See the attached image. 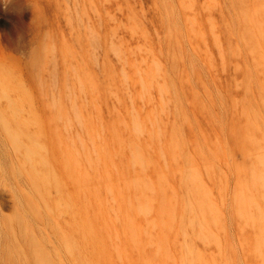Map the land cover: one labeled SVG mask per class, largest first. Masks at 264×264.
I'll return each mask as SVG.
<instances>
[{
	"label": "rangeland",
	"instance_id": "1",
	"mask_svg": "<svg viewBox=\"0 0 264 264\" xmlns=\"http://www.w3.org/2000/svg\"><path fill=\"white\" fill-rule=\"evenodd\" d=\"M39 259L264 264V0H0V264Z\"/></svg>",
	"mask_w": 264,
	"mask_h": 264
},
{
	"label": "bare ground",
	"instance_id": "2",
	"mask_svg": "<svg viewBox=\"0 0 264 264\" xmlns=\"http://www.w3.org/2000/svg\"><path fill=\"white\" fill-rule=\"evenodd\" d=\"M2 126L4 127V124H3ZM11 139L14 140L13 137H11ZM13 144H15V143L13 142ZM38 261H39V264H43V261H42V260L40 261V259H39ZM36 262H37V261H36ZM37 264H38V262H37Z\"/></svg>",
	"mask_w": 264,
	"mask_h": 264
}]
</instances>
